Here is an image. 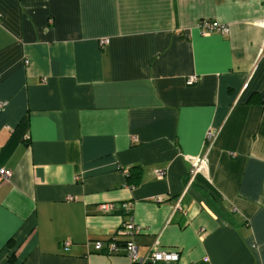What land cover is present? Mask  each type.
Here are the masks:
<instances>
[{
    "label": "crops",
    "instance_id": "crops-1",
    "mask_svg": "<svg viewBox=\"0 0 264 264\" xmlns=\"http://www.w3.org/2000/svg\"><path fill=\"white\" fill-rule=\"evenodd\" d=\"M263 21L264 0H0V264H133L129 241L264 264Z\"/></svg>",
    "mask_w": 264,
    "mask_h": 264
},
{
    "label": "built area",
    "instance_id": "built-area-1",
    "mask_svg": "<svg viewBox=\"0 0 264 264\" xmlns=\"http://www.w3.org/2000/svg\"><path fill=\"white\" fill-rule=\"evenodd\" d=\"M262 27L264 28V21L261 23ZM200 27L203 30V34H211L213 32H221V33H229L230 29L229 27L225 25H220L217 23H212L209 21H204L200 24ZM109 41H103L102 45L108 44ZM199 81V78L196 76L191 77L188 80V85L193 86ZM217 132L215 129H210L207 133L206 143L211 144L215 138H216ZM207 169V161L205 158H194L191 159V168H190V184L194 183L196 177L200 174H203ZM157 175L160 178H163L165 173L163 171H160L157 173ZM3 180H9L10 173L8 171H2L0 174ZM126 209L129 208V205L124 206ZM112 209V206L110 205H104L102 206V210L104 212H109ZM141 233V229L137 227L134 222L131 220L130 222H127L123 225V228L119 230V235H128L132 238L139 235ZM71 245V242H65V246L69 247ZM95 249L97 251H102L105 249V244L102 242H97L95 244ZM127 255L132 261L133 264H142L145 260L141 259L138 254V248L135 245L133 241H129L127 243ZM109 254H117L120 251V248L112 243L108 246V249L106 250ZM179 253L172 252V251H166V250H160L158 248H155L153 253L149 256L148 261L154 264L162 263V264H175L179 261Z\"/></svg>",
    "mask_w": 264,
    "mask_h": 264
}]
</instances>
